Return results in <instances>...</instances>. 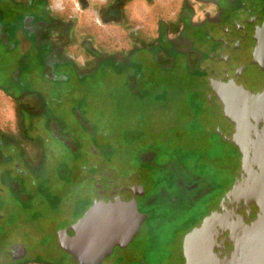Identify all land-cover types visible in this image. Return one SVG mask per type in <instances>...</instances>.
Returning a JSON list of instances; mask_svg holds the SVG:
<instances>
[{
    "label": "flooded vegetation",
    "instance_id": "obj_1",
    "mask_svg": "<svg viewBox=\"0 0 264 264\" xmlns=\"http://www.w3.org/2000/svg\"><path fill=\"white\" fill-rule=\"evenodd\" d=\"M132 1L97 4L99 21L121 25L127 45L113 39L102 44L94 32H76V20L55 13L49 0H0V91L19 110L13 130L0 126V264H146L131 246L98 258L69 230L93 204L95 178L114 168L108 161L114 154L142 162L122 175L137 174L143 187L136 200L146 218L135 237L144 224L157 234L158 222L175 211L174 223L180 222L213 198L229 174L235 146L210 129L220 98L204 79L202 63L225 25L264 31V0H144L155 8L153 23L144 19L141 25L153 31L149 39L139 38L141 27L128 15ZM74 41L85 59L70 48ZM101 100H112L116 109L124 101L134 109L170 102V125L156 132L152 122L140 127L136 115L131 121L137 126H117L129 120L107 119L108 105ZM155 159L152 187L146 174ZM176 160L189 180L174 171ZM183 198L185 207L176 209Z\"/></svg>",
    "mask_w": 264,
    "mask_h": 264
},
{
    "label": "water",
    "instance_id": "obj_2",
    "mask_svg": "<svg viewBox=\"0 0 264 264\" xmlns=\"http://www.w3.org/2000/svg\"><path fill=\"white\" fill-rule=\"evenodd\" d=\"M214 38L202 73L224 102L243 163L219 205L184 235L182 253L185 264H264V31L225 25ZM100 175L93 204L69 230L104 258L138 233L146 214L137 174Z\"/></svg>",
    "mask_w": 264,
    "mask_h": 264
},
{
    "label": "rangeland",
    "instance_id": "obj_3",
    "mask_svg": "<svg viewBox=\"0 0 264 264\" xmlns=\"http://www.w3.org/2000/svg\"><path fill=\"white\" fill-rule=\"evenodd\" d=\"M84 16H86V12L84 13ZM86 28V27H85ZM83 52V51H81ZM82 55V53H80ZM109 85H104V88L107 89ZM208 86V85H207ZM103 86H101V89ZM95 93L98 94V96H103V91H95ZM101 94V95H100ZM121 91H118V95L121 97ZM106 106H107V119L113 121V120H121L122 117L124 119H128L126 123H116L117 126L120 124H125V126H128L131 128V126H137L134 125V121H131V116H138L140 119L139 126L145 124L146 126L148 124L154 123V130L162 131L168 128V125H170V122L165 123L167 121V110H169L170 102L168 105L162 107H156L154 103H145L142 106H139L138 108L134 109L129 107L128 104H126V101H124V106L121 109H116L114 102L110 100V103L104 102L101 100ZM126 104V105H125ZM150 104V105H149ZM213 109L217 110V113L215 115L214 124L215 127H210V129H215L218 131H221L223 133V140L230 141L235 147L233 149L234 156L233 158H230L228 161V166L230 169V172L228 175H223V182L222 185L215 191L213 198L208 199L206 202H202L201 204L196 205L180 222L174 223L176 221V218L174 217L177 211L173 213V215L170 216L169 219L162 218L158 223V230L159 232H153L151 228V224H144L142 230L144 232L140 234L139 236L135 237V235L131 236L128 239H125L122 244L118 245L116 251H121L123 249H126V247L131 246L130 249H134L137 252H139L140 256L145 259L146 264H159V262L165 258L169 257L172 254V259L169 262V264H185V260L182 253V243L184 235L191 230L198 222H200L212 209L216 207L215 203L218 201L220 203L221 199L224 197V195L227 193V191L230 189L232 184L234 183L236 177L241 171L242 167V156L240 154L239 149H237L236 142L234 140L233 135V127L230 125L228 113L226 110V107L224 105V102L220 99L219 102L212 107ZM19 120V112H15V109L13 110L12 106H9V103L6 99L3 97H0V122L6 125V128H10L15 125V121ZM137 120L136 122H138ZM124 126V125H123ZM184 139H181V143H183ZM158 142V141H157ZM109 162H111V165L114 166V168L121 174L125 175L127 174V171L129 168H132V166H142V162L134 159H126V157H123L121 155H112L111 158L108 159ZM182 162H186V165L188 164V161L182 160ZM127 163V166H126ZM129 164V165H128ZM181 162L176 160L174 167V171L177 169L182 172L183 181L189 180V172L183 171L182 168H180ZM148 172L146 174L148 181L153 182L152 187L157 183V177L158 176V170L157 167V159H155L154 163H148ZM146 166V167H147ZM184 172V173H183ZM95 182H98L97 179H95ZM87 182H84L83 185H86ZM201 185H206V181L201 182ZM77 196H81L80 193H75ZM186 198H183V200L176 204V209L180 206L185 207V201ZM215 205V207H214ZM158 206H155V208H152L154 210L157 209ZM211 207V208H210ZM85 208V207H84ZM135 237V238H134ZM134 238V239H133ZM111 263V262H110ZM108 262V264H110ZM128 264H140L138 263H128Z\"/></svg>",
    "mask_w": 264,
    "mask_h": 264
},
{
    "label": "crops",
    "instance_id": "obj_4",
    "mask_svg": "<svg viewBox=\"0 0 264 264\" xmlns=\"http://www.w3.org/2000/svg\"><path fill=\"white\" fill-rule=\"evenodd\" d=\"M93 2L92 5L88 7H82L79 4L78 0H49V7L52 9L55 13H58L60 15H63L65 17H73L76 20V32L84 33L86 31L94 32L96 35H98V39L102 41V44H104L105 40L113 39V40H120L122 43H125L127 45L130 44V39L127 36L126 30L118 24H104L101 23L98 19L97 13H98V3L101 0H90ZM154 1H150L149 4L145 3L144 0H133L131 4L129 5L128 9V15L132 17L133 23L136 26L141 27L145 23L144 19H147L146 24L149 25L153 23V16L155 14V8L154 5H152ZM86 12V16H84V13ZM146 17V18H145ZM86 27V28H85ZM140 39H149L151 35L153 34V31L147 29V26L141 27L139 31L137 32ZM72 46L70 48L73 51H76L78 55L82 53L80 56V59H85L86 55L83 54L84 52H81L83 50L80 49L78 44L74 41L71 43ZM134 44V43H132ZM0 97H3L6 99L9 103V106L15 109V112L17 113L18 105L17 103L11 99L9 96L5 95L2 91H0ZM0 126L4 127L5 129L11 131L15 127L12 126L10 128H6V125L0 122Z\"/></svg>",
    "mask_w": 264,
    "mask_h": 264
}]
</instances>
